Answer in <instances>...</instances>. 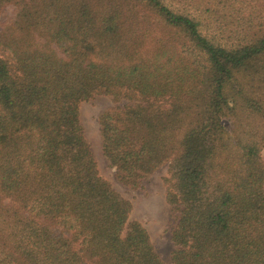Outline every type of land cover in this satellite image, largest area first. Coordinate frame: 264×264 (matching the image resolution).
Listing matches in <instances>:
<instances>
[{"label": "trees", "instance_id": "1", "mask_svg": "<svg viewBox=\"0 0 264 264\" xmlns=\"http://www.w3.org/2000/svg\"><path fill=\"white\" fill-rule=\"evenodd\" d=\"M0 264H166L99 171L168 166L172 264H264V0H0Z\"/></svg>", "mask_w": 264, "mask_h": 264}, {"label": "rangeland", "instance_id": "2", "mask_svg": "<svg viewBox=\"0 0 264 264\" xmlns=\"http://www.w3.org/2000/svg\"><path fill=\"white\" fill-rule=\"evenodd\" d=\"M13 5L6 6L0 16V31L5 23L15 15ZM115 103L110 96L99 95L80 105V119L84 133L97 161L99 171L112 186L133 204L131 220L141 222L148 230L154 247L166 264H172L174 244L172 229L177 222L178 213L167 202L168 166L164 165L152 175L141 181L139 189H132L120 182L116 170L103 152V137L100 117ZM264 157V153H263Z\"/></svg>", "mask_w": 264, "mask_h": 264}]
</instances>
